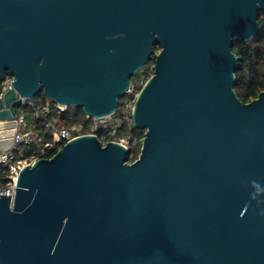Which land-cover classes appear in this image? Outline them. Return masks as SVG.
Returning <instances> with one entry per match:
<instances>
[{
	"label": "water",
	"instance_id": "95a60500",
	"mask_svg": "<svg viewBox=\"0 0 264 264\" xmlns=\"http://www.w3.org/2000/svg\"><path fill=\"white\" fill-rule=\"evenodd\" d=\"M261 11L264 0H0V84L14 77L4 151L37 93L107 118L154 61L132 111L138 158L84 134L23 168L13 206L0 195V264H264V90L240 100L233 52Z\"/></svg>",
	"mask_w": 264,
	"mask_h": 264
},
{
	"label": "trees",
	"instance_id": "16d2710c",
	"mask_svg": "<svg viewBox=\"0 0 264 264\" xmlns=\"http://www.w3.org/2000/svg\"><path fill=\"white\" fill-rule=\"evenodd\" d=\"M260 20V30L258 34L247 42L234 41L233 52L238 56V66L235 70L236 82L235 91L240 100L244 103H249L256 99L260 92L264 90V12L261 11L259 14ZM159 47L155 48V51ZM150 64L145 65L141 70L136 73L131 79L132 93H127L120 98L119 106L113 117V122L115 120H120L123 122L122 129L119 130L120 135H129L131 137H138L140 142L132 150L131 155H129L128 161L133 162L136 160L141 151V139L144 137L145 131L135 128L131 114H128L126 106L135 101L136 95L140 92L141 86L140 82L147 81L151 75H153V70L150 71ZM12 76L7 74L5 77ZM33 104V106L31 105ZM48 106L50 108L49 113L41 112V115L34 120L31 119V115L35 109L42 110L44 107ZM18 113H23L26 115L28 120H30L28 130H33L42 136V142L33 143L30 145H23L22 151L26 157L32 158H50L59 149L61 144H55L42 150V145L47 142H54L53 133L49 131L48 124L54 126L55 129H60L62 127L72 128L74 126H82L83 133H89L93 126V118H87L86 114L83 112L82 108L78 107H65L64 111H60L57 104L52 100L48 99L43 92H39L34 98L28 99L24 104L17 107ZM126 116H130V121L126 119ZM113 123H109L111 126ZM102 131L98 130V136L101 138ZM113 139L108 137L106 141ZM5 173L0 177V184H5L4 180Z\"/></svg>",
	"mask_w": 264,
	"mask_h": 264
},
{
	"label": "built area",
	"instance_id": "2783aa9c",
	"mask_svg": "<svg viewBox=\"0 0 264 264\" xmlns=\"http://www.w3.org/2000/svg\"><path fill=\"white\" fill-rule=\"evenodd\" d=\"M13 82H14L13 76H8L4 78V80L0 84V99L4 97L7 91L13 88V84H12ZM145 83L146 82L142 80L139 86L143 87ZM132 91L133 89L130 87L128 93H131ZM135 101H133L132 103L135 104ZM25 102H23L22 104H24ZM134 104H133V108H134ZM31 105L33 106L32 103ZM57 107L60 111L65 110V106L57 104ZM41 112L49 113L50 108L46 106L42 110L35 109L31 115V119L34 120L35 118H38L41 115ZM86 116L87 118H93L89 115ZM110 117L112 118L111 119L112 121L110 123H113L111 126H109V123H107L104 126L100 123L102 119H106V118H100V119L93 118V126L89 133H83L82 126H74L72 128L62 127L60 129H55L54 126L48 124V127L50 129L49 131L53 133L54 142H47L43 144L42 150L44 151L45 149L52 147L55 144H61V146L59 147L61 148L64 144L75 139L80 135L91 134V135H96L101 140L103 145H105L107 142L115 141L124 145L132 152V146H137L138 143L140 142V139H138V137H131L129 135L128 136L120 135L119 130L122 129L123 122L120 120H115L113 122L114 120L113 117L112 116ZM14 119L16 120L17 125L15 127V134L12 137L13 140L12 147L9 151H4L0 148V177H2L5 173L4 180H6L5 184H0V195L1 194L11 195V207L13 206V201L16 195L17 182L20 172L23 170V168H25L26 166H31L37 159H39V158L36 159L32 157H26L21 148L23 145L40 143L42 142L43 139L42 136L39 135V133L33 130H28L30 120H28L25 114L17 112V114L14 116ZM101 129H103V131H102V136L100 138L98 136V130ZM108 137H112L113 139L106 141ZM141 145H142V140H141Z\"/></svg>",
	"mask_w": 264,
	"mask_h": 264
},
{
	"label": "rangeland",
	"instance_id": "374dc122",
	"mask_svg": "<svg viewBox=\"0 0 264 264\" xmlns=\"http://www.w3.org/2000/svg\"><path fill=\"white\" fill-rule=\"evenodd\" d=\"M160 51V48L159 49H157L156 51H155V54H157L158 52ZM151 64H150V71H151V69L153 68V65H154V61H152V62H150ZM152 76V75H151ZM150 76V77H151ZM133 92V91H132ZM131 92V93H132ZM133 104L134 103H129L127 106H126V108H127V110H128V114H131V116H132V109H133ZM132 110V111H131ZM112 118L111 117H109V118H106V119H102L101 121H100V123L104 126V125H106L107 123H110L112 120H111ZM126 119L127 120H129L130 121V116H126ZM123 124V123H122ZM139 139V138H138ZM143 139V138H142ZM141 139V140H142ZM103 141V140H102ZM136 146H132V150L135 148Z\"/></svg>",
	"mask_w": 264,
	"mask_h": 264
}]
</instances>
